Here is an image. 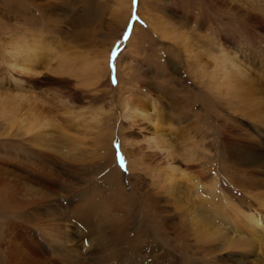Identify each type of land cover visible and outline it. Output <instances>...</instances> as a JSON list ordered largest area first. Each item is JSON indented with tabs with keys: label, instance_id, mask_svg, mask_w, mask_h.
<instances>
[{
	"label": "rangeland",
	"instance_id": "rangeland-1",
	"mask_svg": "<svg viewBox=\"0 0 264 264\" xmlns=\"http://www.w3.org/2000/svg\"><path fill=\"white\" fill-rule=\"evenodd\" d=\"M0 62V264H264V0H0Z\"/></svg>",
	"mask_w": 264,
	"mask_h": 264
},
{
	"label": "bare ground",
	"instance_id": "bare-ground-1",
	"mask_svg": "<svg viewBox=\"0 0 264 264\" xmlns=\"http://www.w3.org/2000/svg\"><path fill=\"white\" fill-rule=\"evenodd\" d=\"M142 1V0H141ZM14 2H16V1H14ZM132 2V1H131ZM88 6H86V14L88 13V14H90V16L92 17V16H94V14L92 15V11L89 9V7L87 8ZM95 13V12H94ZM86 16V15H85ZM93 18V17H92ZM24 42V41H23ZM10 47H11V44L9 45ZM27 47V45L26 46H24L23 44L22 45H14L10 50H8V54L9 55H11V56H13V55H15V54H17L18 53V55H19V57H21V58H17L18 59V61H20L21 59H23V58H28V57H30V54H35V50H36V53L38 52V50L37 49H28V48H26ZM8 57V56H7ZM14 57V56H13ZM15 59L16 58H13V60L15 61ZM10 60V59H9ZM230 61V63L231 62H233L232 61V59L229 57V59H226V57H224V59H223V64H222V61H221V64L220 65H217V68H219V73H221V72H223V70H225L224 69V63H226V61ZM21 61H23V60H21ZM28 61V60H27ZM27 61H25V63L24 62H20V63H17L16 62V64L19 66V68H21L24 72L25 71H30V72H34L35 71V66L33 67V70L31 69V70H29V67L27 66ZM4 62V61H3ZM32 62H33V60H32ZM149 62V61H148ZM0 63H2V62H0ZM7 63V62H6ZM34 63V62H33ZM228 63V62H227ZM10 64V66H14L13 64H12V62L11 63H8V65ZM149 64H150V62H149ZM148 64V65H149ZM6 65V64H5ZM16 65V66H17ZM34 65H36L35 63H34ZM232 65V64H231ZM10 66H9V68H10ZM1 67V66H0ZM5 68V67H4ZM13 69H15L14 67H13ZM15 71H17L16 69H15ZM160 73V72H159ZM158 73V74H159ZM161 74V73H160ZM224 74H225V80H226V84H228V83H230L231 84V82H233V80L231 79V77H230V72H229V77L226 75L227 73L226 72H224ZM215 79L216 78H218V76L216 77H214ZM242 78V77H241ZM240 78V79H241ZM219 79V78H218ZM222 79V78H221ZM217 80V79H216ZM215 80V81H216ZM31 82V81H30ZM40 83V81L39 80H36L35 81V83ZM206 82V81H205ZM218 82V81H217ZM224 82V81H223ZM220 84H221V82H220ZM219 84V82L217 83V86H218V88L221 86ZM229 84V85H230ZM226 87L227 88H229L227 85H226ZM212 89V88H211ZM207 92H208V90H207ZM211 92H213V91H211ZM222 92V91H221ZM19 93V92H18ZM25 95V94H24ZM37 98H39V97H37ZM234 99L236 98V96H234L233 97ZM36 100V99H35ZM34 100V102H35V104H36V101ZM38 101V100H37ZM13 104H15L14 106H13V108H16V110L18 111V113H19V107H23L24 108V106H27L28 105V99L27 98H22V97H20V101H19V103L18 104H16L15 103V101H13ZM35 106V105H34ZM28 108L30 109V110H32L34 107H31V106H29L28 105ZM124 108V107H123ZM123 110H126V112H123L122 113V115H123V117H125V118H128V117H135L136 115H137V112H135V111H127V109L125 108V109H123ZM130 110V109H129ZM158 112V111H157ZM142 113V112H141ZM137 116H141L140 114H138ZM144 115H142L140 118H142ZM146 119H148V118H146ZM155 124V123H154ZM10 126H12L13 127V124L11 125L10 124ZM158 131V130H157ZM161 135V134H160ZM156 141V140H155ZM155 141H154V143H155ZM125 153H126V150H125ZM167 153V152H166ZM127 157V156H126ZM114 160H115V158H114ZM128 160V159H127ZM176 160V159H175ZM129 162V161H128ZM142 165V164H141ZM130 165L129 164H127V168H128V170H129V167ZM138 168H139V166H138ZM117 170H118V168H117ZM171 175H173V173L171 174ZM181 175V174H180ZM174 176V175H173ZM165 179V178H164ZM171 179V178H170ZM178 179V178H177ZM169 180V179H168ZM82 196H84L83 194H81ZM86 196V195H85ZM84 196V197H85ZM80 198H81V196H80ZM79 199V198H78ZM201 199V198H200ZM254 200V199H253ZM260 202H262L261 200H259ZM246 204V203H245ZM263 204V203H262ZM261 205V204H260ZM252 206V205H251ZM262 206V205H261ZM235 207V206H234ZM97 208H99V210H101L100 208H101V205H99V203H98V206H97ZM107 208V207H106ZM105 209V208H104ZM103 209V210H104ZM243 209H244V207H243ZM262 209H263V206H262ZM98 210V209H97ZM96 210V211H97ZM98 210V211H99ZM148 210V209H147ZM95 211V212H96ZM105 211V210H104ZM182 212V211H181ZM198 213V212H197ZM152 215V214H151ZM111 216V215H110ZM110 216H108V214H104V222H103V224H101L100 226L101 227H105L106 225H108V226H110V229H109V231H108V233L107 234H104V239L102 240L103 242H104V244H105V246L110 242L111 243V241L110 240H116V239H114V238H118L119 240L120 239H122V238H124L125 239V234H124V232H125V230H124V220L123 219H121V217L120 218H118V217H110ZM246 216V215H245ZM153 217V216H152ZM199 218V217H198ZM197 218V219H198ZM119 219H121V220H119ZM195 219V218H194ZM201 218H199L198 220H200ZM192 220V219H191ZM197 220V221H198ZM207 220V219H206ZM194 221V220H193ZM208 221L209 220H207L206 222L208 223ZM252 221V220H251ZM196 222V221H195ZM198 222H200V221H198ZM197 222V223H198ZM203 222H205V219H204V221L202 220V223ZM199 224V223H198ZM209 224V223H208ZM208 224H206V226L208 225ZM151 229H152V231H154L155 233H157L158 231H159V226H158V222H156L153 218H151ZM210 225V224H209ZM212 225V224H211ZM245 225V224H244ZM199 226V225H198ZM205 226V225H204ZM203 226V227H204ZM162 227V225H160V228ZM202 227V226H201ZM212 227V226H211ZM219 227V226H218ZM218 227L216 228V226L215 227H213V228H216L217 230H218ZM150 228V227H149ZM146 229V228H145ZM220 229V228H219ZM250 229V228H249ZM142 230H143V228H142ZM190 230V229H189ZM201 230H202V228H201ZM203 230H204V228H203ZM209 230V229H208ZM247 230V229H246ZM205 231V230H204ZM255 231V230H254ZM200 232V231H199ZM211 232V231H210ZM152 233V232H151ZM201 233H202V231H201ZM204 233H207V230H206V232H204ZM214 233H216V232H214ZM213 233V234H214ZM250 233V232H249ZM254 233V232H253ZM255 233H256V231H255ZM259 233V232H258ZM217 234V233H216ZM260 234V233H259ZM206 235V234H205ZM205 235H203V236H205ZM209 235H211V234H209ZM215 235V234H214ZM258 235V234H257ZM146 236V235H145ZM207 236V235H206ZM252 236V235H251ZM74 237V236H73ZM147 237V236H146ZM127 238V237H126ZM140 238V237H139ZM149 238V237H148ZM248 238V237H247ZM250 238V237H249ZM141 239V238H140ZM242 239V238H241ZM252 239V238H251ZM112 240V241H113ZM146 240V239H145ZM243 240V239H242ZM250 240V239H249ZM248 240V241H249ZM126 241H129V239L127 238V240ZM147 241V240H146ZM245 241V240H244ZM252 242H254V240H252ZM113 243V242H112ZM126 243V242H125ZM130 246H129V248H131V249H135L136 248V246L137 245H141V242H140V240L139 239H135L133 242H131V241H129V242H127ZM134 245L135 247H133V246H131V245ZM246 244V243H245ZM109 245V244H108ZM107 245V246H108ZM126 245V244H125ZM242 245V244H241ZM260 246V248L262 249V247H264V234H260V236H256V246ZM145 246H146V243H145ZM144 246V247H145ZM148 246V245H147ZM110 247V246H109ZM109 247H107V248H109ZM111 248H114L113 246L111 247ZM140 248V247H139ZM115 249V248H114ZM119 249V248H118ZM125 249H127V248H125ZM149 249V248H148ZM121 250V249H120ZM145 250V249H144ZM111 251V250H110ZM125 251V250H124ZM128 251V250H127ZM134 251V250H133ZM102 252V251H101ZM107 252V251H106ZM118 252V251H117ZM119 252H121V251H119ZM123 252V251H122ZM145 252V251H144ZM114 253V252H113ZM113 253H107V254H110V256H112V254ZM126 253V252H125ZM99 255V253H96V255ZM106 254V253H105ZM118 254V253H117ZM95 255V256H96ZM124 255V254H123ZM129 255V254H128ZM107 256V255H106ZM141 256V255H140ZM92 257H93V255H92ZM98 257V256H97ZM133 257V256H132ZM124 258V257H123ZM115 260V259H114ZM126 260V259H125ZM113 261V260H112ZM235 261V260H234ZM130 262H132L131 260H130ZM129 263V262H128ZM137 263V262H136ZM135 263V264H136ZM240 263H241V261H240ZM232 264V263H231Z\"/></svg>",
	"mask_w": 264,
	"mask_h": 264
}]
</instances>
